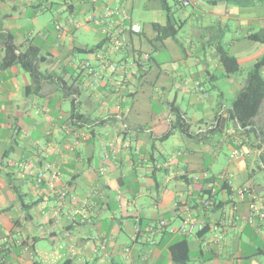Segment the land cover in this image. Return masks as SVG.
<instances>
[{"label":"crops","instance_id":"obj_1","mask_svg":"<svg viewBox=\"0 0 264 264\" xmlns=\"http://www.w3.org/2000/svg\"><path fill=\"white\" fill-rule=\"evenodd\" d=\"M213 1L174 0V14L167 0L178 40H157L153 23L169 20L163 0H0V62L12 36L21 51L41 46L40 70L56 75L34 93L21 66H0V264H173L180 234L156 230L187 216L208 223L188 236L189 264H264V218L247 221L253 204L264 211V104L242 129L230 108L247 77H220L217 94L204 84L223 72L219 42L241 73L264 55L249 37L264 33V0ZM135 6L150 11L147 33L131 30ZM43 11L54 14L52 29L36 33L25 24ZM82 27L95 30L93 42L75 38ZM185 28L191 35L179 38ZM172 103L191 135L164 137ZM46 166L54 189L31 173Z\"/></svg>","mask_w":264,"mask_h":264},{"label":"trees","instance_id":"obj_2","mask_svg":"<svg viewBox=\"0 0 264 264\" xmlns=\"http://www.w3.org/2000/svg\"><path fill=\"white\" fill-rule=\"evenodd\" d=\"M227 0H214L213 4H219L226 2ZM163 8L168 13V23L161 25L159 23H153V26L157 32L156 39L163 40L168 37H172L176 40L180 31L181 25H177L174 21L173 12L171 7L167 5V0H163ZM143 31V28H142ZM141 33V32H139ZM249 37L252 40L264 43V33L259 31L255 32ZM101 43L94 45L87 49H81V53L95 52L101 47ZM217 52L219 60L223 67V72L220 75L207 74V80L204 84H208L210 90H216L214 81L220 77H230L241 71L240 63L236 56H234L230 50L225 47L221 42L217 45ZM42 47L36 44H30L25 51H21L19 45L14 41V37L8 36L6 41L5 55L0 62L2 68H8L12 65L21 66L27 73H29L32 83L28 86V92L39 93L42 88V84L47 81L55 79L56 75L50 72H43L39 68L40 61H43L45 56L41 55ZM60 78V77H59ZM64 89L67 92L68 87L66 83H63ZM264 104V55L256 61L253 68L250 70L247 76V84L240 89L236 98L233 101L230 108L231 115L238 122L242 129L252 127L255 117L259 114ZM171 110L176 115V120L172 123L171 129L165 134L164 137H170L175 131H180L185 134H190V124L183 120V112L180 107L174 103L171 104ZM82 117V114L77 110L76 105L72 106L71 119L75 122ZM252 128L246 130L249 135ZM253 131V130H252ZM187 179V178H186ZM212 181L213 178H208L207 181ZM222 187H227L231 193L232 189L227 186V183ZM210 202V205L206 203ZM214 202L211 198L205 201L206 208L214 206ZM208 229V226L202 232L196 235L204 234ZM187 234L180 235L169 247V251L172 257L173 264H189L191 261V251L189 246V239Z\"/></svg>","mask_w":264,"mask_h":264},{"label":"built area","instance_id":"obj_3","mask_svg":"<svg viewBox=\"0 0 264 264\" xmlns=\"http://www.w3.org/2000/svg\"><path fill=\"white\" fill-rule=\"evenodd\" d=\"M177 2L181 6L191 5V0H177ZM57 28L60 29V26H58ZM131 30L135 33L142 32V26L138 23H133L131 25ZM85 67L88 69L89 73L92 76L95 75L94 76L95 81H98L100 78V75L99 73L94 71L93 63L90 61H86ZM108 67L112 70V72H115L117 70L118 65L110 64ZM235 154L237 155L238 152L236 151ZM31 173L35 175L36 181L39 184H46L51 189L55 188V181L53 180V178H50L48 170H47V166L41 169L33 170L31 171ZM246 191H249L248 186L240 189L237 194L239 195V197H243ZM206 204L210 205V202H207ZM257 218L263 219L264 211H262V209L256 204H253L250 208L247 221L252 224H256ZM207 226H208V223L204 218L202 217L193 218L191 216H187V217H184L181 220L180 224L176 227H171L170 222L168 220L162 219L160 220L156 231L159 232L163 228H168L171 233L180 234V235H184V234L196 235L202 232L203 230H205ZM151 243L154 244L155 241L151 240Z\"/></svg>","mask_w":264,"mask_h":264},{"label":"rangeland","instance_id":"obj_4","mask_svg":"<svg viewBox=\"0 0 264 264\" xmlns=\"http://www.w3.org/2000/svg\"><path fill=\"white\" fill-rule=\"evenodd\" d=\"M169 2L173 6L174 14L176 13L175 11H177V10L182 11V8H180L179 5L177 6L176 4H174V0H169ZM188 10H192V8H190ZM28 15H29V13H28ZM151 17L152 16L150 14V11L147 8L141 7V6H135L134 7L133 20L139 21L142 28L144 27V31L146 33L149 32V25H151V24L146 23V21H149V19ZM36 18H37V20H35L34 22L32 20V21L28 22L27 24H25V23H23V24H25L28 28H34L36 30V33L39 29L45 28L47 26H49L48 29H52V24H53V20H54V14L52 12L43 11ZM61 18L64 20L66 18V16L63 15ZM190 31L191 30H189V28H185L182 32H180L179 38H183L187 34L191 35ZM95 34H96V32L94 29H87L86 27L79 28V29L75 30V32H74L75 38L79 37L80 39L84 40L87 43L93 42V38L95 37ZM195 36H193V37L195 38V41H196L197 38L199 37V35L195 34ZM81 56L85 57L84 54H81ZM42 70H44V68H42ZM248 73H249V70H245L242 73L239 72L238 74H240L239 76H241L240 78L242 79L244 77L246 78L248 76ZM212 91L217 94V90H212ZM183 105H184L185 109H188V106L186 103H183ZM189 110H192V108H189ZM192 254L194 255V253H192Z\"/></svg>","mask_w":264,"mask_h":264}]
</instances>
